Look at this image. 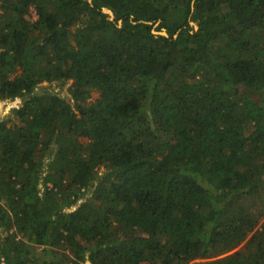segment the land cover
I'll return each mask as SVG.
<instances>
[{
    "label": "trees",
    "instance_id": "trees-1",
    "mask_svg": "<svg viewBox=\"0 0 264 264\" xmlns=\"http://www.w3.org/2000/svg\"><path fill=\"white\" fill-rule=\"evenodd\" d=\"M5 99L0 264H264V0H0Z\"/></svg>",
    "mask_w": 264,
    "mask_h": 264
},
{
    "label": "rangeland",
    "instance_id": "rangeland-1",
    "mask_svg": "<svg viewBox=\"0 0 264 264\" xmlns=\"http://www.w3.org/2000/svg\"><path fill=\"white\" fill-rule=\"evenodd\" d=\"M30 14H31V19H35L36 15L35 12L32 8H30ZM69 82L67 83H60L58 81H52V82H43L40 83L36 86V91L37 92H42V91H48L51 93L58 94L59 96L63 97L65 100L70 102V94H69ZM21 104L20 99H15V100H10V99H5V100H0V119H5V118H10L14 120L15 122L19 123V120L16 119V117L13 115L11 109L14 106H19ZM264 216L261 217L258 221L255 223V228H258L263 221ZM244 243H241L236 249L242 248ZM235 249V250H236ZM39 251L38 247L34 248V252L37 253Z\"/></svg>",
    "mask_w": 264,
    "mask_h": 264
},
{
    "label": "water",
    "instance_id": "water-1",
    "mask_svg": "<svg viewBox=\"0 0 264 264\" xmlns=\"http://www.w3.org/2000/svg\"><path fill=\"white\" fill-rule=\"evenodd\" d=\"M107 12H109L110 14H112V12L110 10H107ZM195 27H196V25H195ZM161 33L166 35V32L165 31H162Z\"/></svg>",
    "mask_w": 264,
    "mask_h": 264
}]
</instances>
